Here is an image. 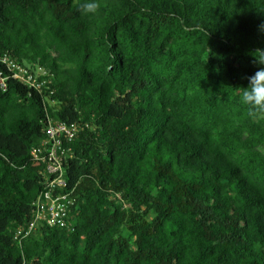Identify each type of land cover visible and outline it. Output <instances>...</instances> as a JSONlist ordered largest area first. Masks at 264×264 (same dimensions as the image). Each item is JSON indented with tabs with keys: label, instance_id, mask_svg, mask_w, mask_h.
<instances>
[{
	"label": "trees",
	"instance_id": "obj_1",
	"mask_svg": "<svg viewBox=\"0 0 264 264\" xmlns=\"http://www.w3.org/2000/svg\"><path fill=\"white\" fill-rule=\"evenodd\" d=\"M83 3L0 0V264H264V118L239 99L264 0ZM4 56L49 83L14 79ZM48 120L82 127L55 190L74 230L26 235Z\"/></svg>",
	"mask_w": 264,
	"mask_h": 264
},
{
	"label": "built area",
	"instance_id": "obj_2",
	"mask_svg": "<svg viewBox=\"0 0 264 264\" xmlns=\"http://www.w3.org/2000/svg\"><path fill=\"white\" fill-rule=\"evenodd\" d=\"M1 63L5 64L10 71H13V78L30 85L32 88L42 90L48 81L47 72L41 67L31 71L16 64L9 56H4ZM7 78L0 75V85L6 89ZM80 124L67 125L61 122L48 120L46 124V138L41 144L40 149L32 150L36 161L46 165L45 175L48 179L47 191L34 203L32 222L30 223L26 235L34 231L39 223L47 224L50 227H59L68 232L74 230V222L70 220L71 207L75 200L70 194L55 193L56 189L65 188V164L68 159L73 158L72 150L66 142L72 143L76 140L80 130ZM24 233L20 228L18 235Z\"/></svg>",
	"mask_w": 264,
	"mask_h": 264
},
{
	"label": "clouds",
	"instance_id": "obj_3",
	"mask_svg": "<svg viewBox=\"0 0 264 264\" xmlns=\"http://www.w3.org/2000/svg\"><path fill=\"white\" fill-rule=\"evenodd\" d=\"M100 8L99 0H85L81 10L85 15H95ZM256 58L261 66L254 76L249 78L248 86L240 88V103L246 109L247 116L252 119L264 118V51Z\"/></svg>",
	"mask_w": 264,
	"mask_h": 264
},
{
	"label": "rangeland",
	"instance_id": "obj_4",
	"mask_svg": "<svg viewBox=\"0 0 264 264\" xmlns=\"http://www.w3.org/2000/svg\"><path fill=\"white\" fill-rule=\"evenodd\" d=\"M51 106H53V108H57L58 106H57V104H51Z\"/></svg>",
	"mask_w": 264,
	"mask_h": 264
}]
</instances>
